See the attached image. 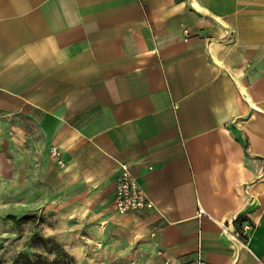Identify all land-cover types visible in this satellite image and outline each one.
Masks as SVG:
<instances>
[{"label": "crops", "instance_id": "obj_1", "mask_svg": "<svg viewBox=\"0 0 264 264\" xmlns=\"http://www.w3.org/2000/svg\"><path fill=\"white\" fill-rule=\"evenodd\" d=\"M30 134L109 215L129 167L153 262L264 264V0H0V136Z\"/></svg>", "mask_w": 264, "mask_h": 264}, {"label": "rangeland", "instance_id": "obj_2", "mask_svg": "<svg viewBox=\"0 0 264 264\" xmlns=\"http://www.w3.org/2000/svg\"><path fill=\"white\" fill-rule=\"evenodd\" d=\"M5 136H0V264H158L151 258L158 254L143 246L133 226L109 215L103 202L107 183L86 181L84 155L72 171L49 134L39 139L30 134L23 142Z\"/></svg>", "mask_w": 264, "mask_h": 264}, {"label": "built area", "instance_id": "obj_3", "mask_svg": "<svg viewBox=\"0 0 264 264\" xmlns=\"http://www.w3.org/2000/svg\"><path fill=\"white\" fill-rule=\"evenodd\" d=\"M184 33L187 34V32ZM51 154L55 157L59 155L55 149ZM58 164H61V161ZM112 204L118 215L132 214L153 208L152 201L137 179L133 177L127 165L119 164V172L114 181ZM238 232L245 241H248L252 235V228L247 223H243L239 226ZM199 264L202 262L199 261Z\"/></svg>", "mask_w": 264, "mask_h": 264}]
</instances>
